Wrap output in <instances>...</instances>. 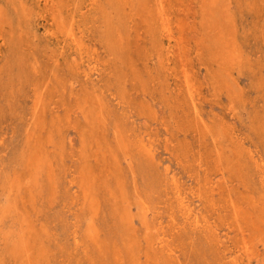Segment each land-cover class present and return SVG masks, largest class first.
Wrapping results in <instances>:
<instances>
[{"label":"rangeland","instance_id":"1","mask_svg":"<svg viewBox=\"0 0 264 264\" xmlns=\"http://www.w3.org/2000/svg\"><path fill=\"white\" fill-rule=\"evenodd\" d=\"M94 1L0 0V264H264V0Z\"/></svg>","mask_w":264,"mask_h":264},{"label":"bare ground","instance_id":"2","mask_svg":"<svg viewBox=\"0 0 264 264\" xmlns=\"http://www.w3.org/2000/svg\"><path fill=\"white\" fill-rule=\"evenodd\" d=\"M92 4H93V6H92L93 10L98 7V2L96 0Z\"/></svg>","mask_w":264,"mask_h":264}]
</instances>
